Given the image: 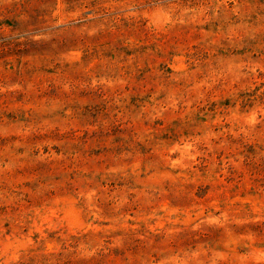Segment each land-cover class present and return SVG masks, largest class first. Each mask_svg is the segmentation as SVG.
Returning <instances> with one entry per match:
<instances>
[{
  "label": "rangeland",
  "instance_id": "rangeland-1",
  "mask_svg": "<svg viewBox=\"0 0 264 264\" xmlns=\"http://www.w3.org/2000/svg\"><path fill=\"white\" fill-rule=\"evenodd\" d=\"M0 264H264V0H0Z\"/></svg>",
  "mask_w": 264,
  "mask_h": 264
}]
</instances>
